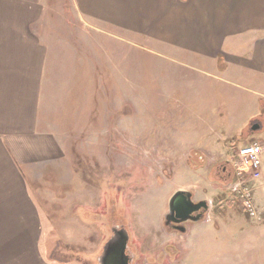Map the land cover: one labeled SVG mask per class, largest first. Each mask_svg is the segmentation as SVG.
Here are the masks:
<instances>
[{
    "label": "rangeland",
    "instance_id": "1",
    "mask_svg": "<svg viewBox=\"0 0 264 264\" xmlns=\"http://www.w3.org/2000/svg\"><path fill=\"white\" fill-rule=\"evenodd\" d=\"M43 3L41 125L48 131L55 113L61 126L52 131L68 143L55 168L29 179L42 255L100 264L116 228L135 264H264L262 89L222 74L219 60L208 64L111 28L94 33L69 0ZM260 141V176H244L257 209L251 219L230 191L232 164L238 149ZM197 185L207 189L211 215L199 231L192 221L184 232L167 228L173 190Z\"/></svg>",
    "mask_w": 264,
    "mask_h": 264
},
{
    "label": "crops",
    "instance_id": "2",
    "mask_svg": "<svg viewBox=\"0 0 264 264\" xmlns=\"http://www.w3.org/2000/svg\"><path fill=\"white\" fill-rule=\"evenodd\" d=\"M69 3L94 33L111 28L208 64L219 60L222 74L254 84L264 96V0ZM45 12L43 0H0V264H60L42 255V217L29 181L55 168L65 158L61 146L68 143L52 131L61 126L53 119L55 113L48 131L41 125L40 97L49 53L43 35L47 30L41 27ZM261 185L264 193V180ZM196 187L190 192L193 201L208 203L207 214L193 227L199 231L213 206L207 189ZM176 191L185 188L176 186Z\"/></svg>",
    "mask_w": 264,
    "mask_h": 264
},
{
    "label": "built area",
    "instance_id": "3",
    "mask_svg": "<svg viewBox=\"0 0 264 264\" xmlns=\"http://www.w3.org/2000/svg\"><path fill=\"white\" fill-rule=\"evenodd\" d=\"M261 153V144L253 143L250 146L238 149L232 164L235 171L236 184L231 186L230 191L238 192L240 208L251 219L257 218V209L252 200V190L247 185L244 176L248 174L252 180L260 176L262 166Z\"/></svg>",
    "mask_w": 264,
    "mask_h": 264
},
{
    "label": "water",
    "instance_id": "4",
    "mask_svg": "<svg viewBox=\"0 0 264 264\" xmlns=\"http://www.w3.org/2000/svg\"><path fill=\"white\" fill-rule=\"evenodd\" d=\"M257 125L252 127V130H256ZM208 210V203L204 200L199 202H193L191 193L187 191H176L168 204V211L170 216L176 215L179 217L178 222H198L202 219V216ZM127 243V235L121 233V236L118 241L115 243L105 242L102 248V257H106V262L111 256L115 257L119 262L118 264H128L125 249ZM100 263V262H99ZM130 264V263H129Z\"/></svg>",
    "mask_w": 264,
    "mask_h": 264
},
{
    "label": "flooded vegetation",
    "instance_id": "5",
    "mask_svg": "<svg viewBox=\"0 0 264 264\" xmlns=\"http://www.w3.org/2000/svg\"><path fill=\"white\" fill-rule=\"evenodd\" d=\"M192 201H193V199H192ZM193 202H197V201H193ZM204 216L205 215H203L202 218H204ZM178 221H179V217L176 216V215L170 216L169 211L166 214V216L164 217V224H165V226L167 228H169L171 230H174L176 232H184L185 231V226L184 225L188 221H186V222H178ZM121 233H123L122 230L113 228L111 236H109L107 241L109 243H115V241L119 240V238L121 236ZM125 255H126V259H127L128 264L129 263L130 264H135L134 261H133V255L129 251H127V247L125 249ZM118 263L119 262L113 256H111V258L108 259V261L106 262V257L105 256L102 257V253H101L100 264H118Z\"/></svg>",
    "mask_w": 264,
    "mask_h": 264
},
{
    "label": "trees",
    "instance_id": "6",
    "mask_svg": "<svg viewBox=\"0 0 264 264\" xmlns=\"http://www.w3.org/2000/svg\"><path fill=\"white\" fill-rule=\"evenodd\" d=\"M260 103H262V102L260 101ZM261 105H262V106H263V108H264V104H261ZM262 106H261V108H262ZM261 112H262V116H264V113H263V112H264V109H262V110H261ZM258 118H259V117H258ZM259 119H260V118H259ZM260 120H261V119H260ZM260 120H258V119H255V120H254V122H259ZM262 120H264V119H262ZM228 203H229L230 205H232V203H231V202H228Z\"/></svg>",
    "mask_w": 264,
    "mask_h": 264
}]
</instances>
